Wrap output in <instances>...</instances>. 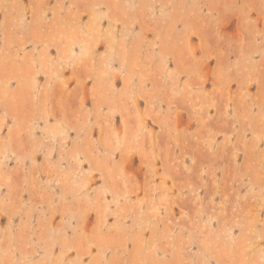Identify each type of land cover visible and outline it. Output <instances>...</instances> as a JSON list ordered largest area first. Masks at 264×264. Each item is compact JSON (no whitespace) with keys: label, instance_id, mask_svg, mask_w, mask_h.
I'll return each instance as SVG.
<instances>
[{"label":"rangeland","instance_id":"obj_1","mask_svg":"<svg viewBox=\"0 0 264 264\" xmlns=\"http://www.w3.org/2000/svg\"><path fill=\"white\" fill-rule=\"evenodd\" d=\"M0 264H264V0H0Z\"/></svg>","mask_w":264,"mask_h":264}]
</instances>
